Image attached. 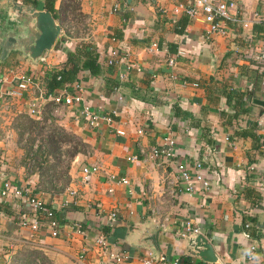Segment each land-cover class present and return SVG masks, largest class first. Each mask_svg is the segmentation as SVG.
Listing matches in <instances>:
<instances>
[{"label": "crops", "instance_id": "crops-1", "mask_svg": "<svg viewBox=\"0 0 264 264\" xmlns=\"http://www.w3.org/2000/svg\"><path fill=\"white\" fill-rule=\"evenodd\" d=\"M45 1L37 0L35 9L46 10ZM218 1L233 2L230 17L239 14L251 24L242 28L226 20L225 35H207L201 18L183 11L192 0H72L74 11L67 0H53L60 19L67 13L55 20L60 33L44 53L45 61L33 65L17 52L0 60V95L22 75L36 76L35 85L5 113L0 111V264H142L147 250L141 245L152 229L159 255L168 262L208 264L187 254L190 237L181 236L185 221L208 239L220 264H264V206L256 198L264 177V106L254 102L264 101V93L247 81L250 71L241 72L249 63L241 58L257 60L264 41L257 30L263 24L254 21L255 14L264 19V0ZM4 6L0 0V21ZM65 25L73 27L69 36L62 30ZM60 39L68 49L96 43L100 60H108L109 49L117 51L120 64L105 75L118 84L109 99L100 95L101 81L87 72L78 82L94 111L115 112L111 121L89 129L73 112L51 120V102L41 105L38 118L29 115L31 103L45 93V74L63 60ZM168 45L176 53L166 52ZM221 90L253 95L248 111L236 121L228 119L230 124L220 116L230 113ZM252 123L254 138L239 135ZM51 126L73 136L82 151L68 157L71 143H65L59 145L58 163L51 158L41 162L39 148ZM169 141L174 154L167 163L127 161L139 148ZM196 163L201 166L193 174L198 177L194 192L178 194L183 188L179 172ZM90 166L98 171L83 177L81 170ZM109 175L127 184L110 183ZM5 185L9 191L3 195ZM17 191L52 209L60 220L58 236H51L47 223L30 225L36 214ZM104 229L109 231L105 247L96 243ZM250 246L255 252L248 258Z\"/></svg>", "mask_w": 264, "mask_h": 264}, {"label": "built area", "instance_id": "built-area-1", "mask_svg": "<svg viewBox=\"0 0 264 264\" xmlns=\"http://www.w3.org/2000/svg\"><path fill=\"white\" fill-rule=\"evenodd\" d=\"M183 8L184 13L189 18H201V22L205 25V33L207 35L209 34H218L220 36L225 35V28L222 26V23L226 20H229L232 24H239L242 28H247L252 21L244 20L242 19L239 14L238 16L230 17V11L236 10L235 4L233 2H223L218 0H192V4H188ZM255 22L261 23L264 25V19L260 20L258 15L255 14ZM83 24H89L88 19L83 20ZM65 35L69 36L73 33V27L72 25L68 26L65 25L62 28ZM150 48L153 50H156V44L151 43ZM108 60L106 62V65L108 66H116L120 63L117 60V51L116 50H110L108 52ZM180 53V52H179ZM257 60H260L264 63V41L262 43V47L260 49L259 56ZM45 61V56L41 59V62ZM168 65L172 67L175 65L174 61L170 59L168 61ZM126 67V71L129 70L128 65H124ZM139 71V69H136ZM45 71H43L44 73ZM124 74L120 73L119 78L122 80L124 78ZM2 77H0V82ZM36 82V76L33 74H26L22 75L18 78L16 84L9 90H6L0 95L1 99V107L0 111L1 113H5L8 110V107L12 105V103L15 100H19L24 93H26L31 86L35 85ZM250 89V87H249ZM261 90L264 93V74L261 79ZM47 102L52 103V108H50L49 117L51 120H62L66 117V114L69 112H73L76 115L77 119H81L85 126L89 129H95L99 126L100 122L102 120L104 121H111L112 117L115 116V112L111 111L108 114H101L98 111H94L92 107H90L83 97V90L80 83L74 82L70 86H63L60 88V90H56V92L49 94V95H39L35 98V102L28 108V113L32 118H38L40 116V107L41 105H44ZM174 154V142L169 141L164 146H154L150 147L149 149L146 148H139V151L136 155H133L129 158H127V161H137L139 159L143 160H151L156 161L158 164L162 162H169V160L172 158ZM200 168V164L196 163L194 165V168H185L179 172L178 180L181 182V185L183 188H180L177 193L182 194L185 193L187 195H190L194 192V183L198 180V177L193 176L195 173L194 171H197V169ZM98 171L97 166H90V167H84L81 170V174L83 177L90 176ZM108 182L110 183H116L120 184L122 186H125L127 184L126 180H120L116 178L114 175H109ZM260 191H261V199L260 202L264 206V177L262 179V183L260 184ZM3 195H6L9 191L7 186H4ZM111 193V189L108 191ZM76 192L70 191V195L74 196ZM171 195H175L174 190H171ZM15 195L19 198L23 199L26 203H28L31 207L32 212H36L38 208L41 207V203L38 200H34L31 198L30 195L24 194L21 191L15 192ZM112 217L114 214L111 215ZM32 222V227L37 228L40 227L41 222L35 221ZM21 226H25V221L20 223ZM47 227L50 229L51 236L56 237L59 235L58 229L54 226L53 223L47 224ZM248 225L245 224L244 228H247ZM76 230H78V227H75ZM181 236L186 237H194L198 234H200V230H198L196 227H193L190 222L185 221L182 224L181 227ZM106 239L103 235L99 236L96 239V243L100 246H106L105 244ZM248 258L252 256L255 252V247L250 246L248 248ZM142 264H177V260L173 259L171 262H168L164 256H158L156 260H153L151 258V255L149 252L146 253V257H144Z\"/></svg>", "mask_w": 264, "mask_h": 264}, {"label": "trees", "instance_id": "trees-1", "mask_svg": "<svg viewBox=\"0 0 264 264\" xmlns=\"http://www.w3.org/2000/svg\"><path fill=\"white\" fill-rule=\"evenodd\" d=\"M52 2L53 0H46L43 8L46 9L48 12H50V14L54 17V20L61 21V19L65 18L64 16L67 13V11L62 12L61 10L62 15L60 19V15H59L60 12L58 13L52 8ZM67 2L70 3L69 8H71V10L74 11L75 6L72 4V0H67ZM21 3L23 5H31L33 6V8L37 6V0H21ZM257 30L259 34L264 33V25H259L257 27ZM176 32L178 33L179 31ZM113 38L115 39L118 37L116 35L113 36ZM65 42L66 41H64V39H60L58 43L59 51H61V53L64 54L63 60L61 61V63L55 66L54 69H51L50 73L45 74L46 79L44 80L43 83L45 88L44 96L56 92V90L59 87L70 86L74 82L78 83L83 73L87 72L88 76L94 78L95 80L97 79L101 81L100 95L103 98L109 99L108 96H110L117 89L118 84L115 81L105 77L107 73L113 70V67L105 65L106 64L105 62H107V57L104 58L102 57V60H100L102 53L99 50L97 44L96 43H84L79 45L76 44L73 49H68L65 46ZM169 46L170 45L167 46L166 52H169L170 54L176 53L174 48ZM110 50L111 49H109L107 52H109ZM219 96H223V98L225 99L226 107L230 111V113L225 112L220 114L221 118L226 119V121L223 123H227V124H230L228 119L236 121L240 115L248 111L247 109L248 101L253 97L252 93L246 91H233V90L230 91L221 90ZM176 110L179 111V109ZM177 115H179L178 112ZM48 128H49L48 132L44 135V138L41 141L42 145L39 148V152H38L39 153L38 157L42 158L41 162L44 163L51 158L54 163H58L60 153H62L60 149L61 147L59 145L65 143H71L72 149L67 150L65 153L68 157H71L75 153L78 154L82 151L81 143L77 142L73 136L65 134L60 128L54 126ZM252 129H255L253 123L250 125L249 131H245L239 135L254 138L253 135L254 133L250 131ZM235 135H237V133H235ZM43 175L44 173L41 172V176ZM256 198L257 201L261 199L260 192L258 195H256ZM35 214L36 217H34V219L36 223L37 222H41V223L43 222L47 224L53 223L55 227L59 225L60 222L59 217L56 216L55 213L52 211V209L47 206L41 205V207L36 210ZM103 231H104V235L103 234L102 235L106 237L109 231L107 229H104ZM248 235L251 238L253 237V234L251 233L249 234V232ZM31 258L30 259L33 261L38 257L32 256Z\"/></svg>", "mask_w": 264, "mask_h": 264}, {"label": "water", "instance_id": "water-1", "mask_svg": "<svg viewBox=\"0 0 264 264\" xmlns=\"http://www.w3.org/2000/svg\"><path fill=\"white\" fill-rule=\"evenodd\" d=\"M3 3L5 9L4 17L0 21V60H5L10 53L17 52L29 59L33 65L38 63L56 41L60 33L59 24L46 10H37L16 0H3ZM254 102L257 106H264V101ZM155 226L159 227L157 223ZM156 235V229H152L141 245L150 253L153 260L159 256ZM186 246L188 255L204 263L220 264L208 239L202 234L190 237Z\"/></svg>", "mask_w": 264, "mask_h": 264}, {"label": "rangeland", "instance_id": "rangeland-1", "mask_svg": "<svg viewBox=\"0 0 264 264\" xmlns=\"http://www.w3.org/2000/svg\"><path fill=\"white\" fill-rule=\"evenodd\" d=\"M243 56H247V54H243ZM249 57H251V54L249 53ZM252 59V60H250ZM250 59L248 58H241V60L245 61V62H249L250 61H254V67L251 68V70H249V68H247L249 66V63H246V64H243V65H246V66H242V67H245V69H242L241 72H245L246 71H250L248 73V75L246 76L247 77V81L250 82L252 84V86L254 87V89L258 92L261 91V79H262V76L264 74V63L260 60H253V58L251 57Z\"/></svg>", "mask_w": 264, "mask_h": 264}]
</instances>
